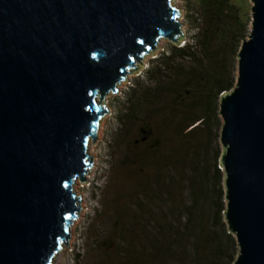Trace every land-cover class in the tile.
Instances as JSON below:
<instances>
[{
    "label": "water",
    "instance_id": "1",
    "mask_svg": "<svg viewBox=\"0 0 264 264\" xmlns=\"http://www.w3.org/2000/svg\"><path fill=\"white\" fill-rule=\"evenodd\" d=\"M251 2L219 101L233 264H264V0ZM179 17L172 0H0V264H53L70 249L105 99L161 40L181 44Z\"/></svg>",
    "mask_w": 264,
    "mask_h": 264
},
{
    "label": "trees",
    "instance_id": "2",
    "mask_svg": "<svg viewBox=\"0 0 264 264\" xmlns=\"http://www.w3.org/2000/svg\"><path fill=\"white\" fill-rule=\"evenodd\" d=\"M192 1L191 41L169 45L146 72L154 86L137 82L129 111L119 115V142L125 144L134 123L138 138L114 157L110 170L118 174L86 228L91 232L102 217L110 232L106 239L91 236L92 262L88 246L74 252V264H233L237 257L224 220L219 101L235 86L249 19L230 0ZM123 175L129 185L119 191Z\"/></svg>",
    "mask_w": 264,
    "mask_h": 264
},
{
    "label": "rangeland",
    "instance_id": "3",
    "mask_svg": "<svg viewBox=\"0 0 264 264\" xmlns=\"http://www.w3.org/2000/svg\"><path fill=\"white\" fill-rule=\"evenodd\" d=\"M238 7L239 14L244 17L246 20L249 19V31L251 29V20H252V2L251 0H230ZM196 2L192 0H172V5L181 11V17L179 21L183 25L184 31V40L181 42L182 46L185 42L191 41L192 34L195 30V17L193 13L196 11ZM249 35V33H248ZM245 38V40L248 38ZM173 43L168 40H161L158 45V49L152 52V55H147L141 64L143 67L137 70L134 74H129L127 79L123 81L118 86V92L114 94H109L105 99V105L108 110L106 114L99 123V128L97 131V136L99 140L90 143L89 154L93 155V166L87 174V182L81 184L78 180L74 185L75 191L81 196V210L79 213V218L74 221L71 227V238L69 241V248L67 246L56 256L53 264H74L73 263V254L77 249L85 252V247L89 246L88 260L92 262L93 254H96L95 248L92 247L91 236L98 237L99 239H106V236L109 234V228L111 222H103V218H97L96 222H99V225H92V231H88L87 223L89 220L95 219L96 209L100 210L103 203V190L104 187L109 185L110 177H114L118 174V171L110 170L111 163L115 161L119 153H121L123 147L126 145L132 144L138 138V128L140 124H135L134 126H128L130 133L125 140V144H121L120 140V130L123 129L120 126L119 115L122 112L129 111V96L131 92L137 87V82H143L146 87H153L154 84L146 81V72L149 69H152L155 65V61L160 58L161 54ZM139 64L138 67H141ZM182 65L188 67L190 63L184 62ZM237 75V72H236ZM168 79V78H167ZM170 97L165 99V104L170 102ZM220 145V141H219ZM221 147V145H220ZM114 158L112 161L111 159ZM118 160V157L116 158ZM111 161V162H110ZM114 171V173H113ZM117 184V183H116ZM115 184V185H116ZM120 189L127 187L129 185L128 181L123 175V179L119 180ZM100 186V190L97 193L96 187ZM96 190V191H95ZM113 190V187H112ZM93 193H97L96 197L93 196ZM111 221V220H110ZM87 230V231H86ZM86 232V233H85ZM93 239V238H92ZM82 252V253H83ZM98 257V255H97ZM86 258V259H87Z\"/></svg>",
    "mask_w": 264,
    "mask_h": 264
},
{
    "label": "built area",
    "instance_id": "4",
    "mask_svg": "<svg viewBox=\"0 0 264 264\" xmlns=\"http://www.w3.org/2000/svg\"><path fill=\"white\" fill-rule=\"evenodd\" d=\"M76 251H78V252H79L80 250H79V249H77ZM76 251H74V252H76ZM73 263H74V259H73Z\"/></svg>",
    "mask_w": 264,
    "mask_h": 264
}]
</instances>
